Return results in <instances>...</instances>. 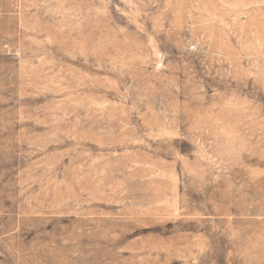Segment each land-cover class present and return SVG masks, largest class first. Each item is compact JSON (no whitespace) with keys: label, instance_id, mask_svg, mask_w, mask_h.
Instances as JSON below:
<instances>
[{"label":"rangeland","instance_id":"obj_1","mask_svg":"<svg viewBox=\"0 0 264 264\" xmlns=\"http://www.w3.org/2000/svg\"><path fill=\"white\" fill-rule=\"evenodd\" d=\"M0 264H264V0H0Z\"/></svg>","mask_w":264,"mask_h":264}]
</instances>
